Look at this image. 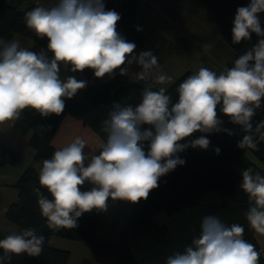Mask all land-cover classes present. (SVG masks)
<instances>
[{
  "label": "clouds",
  "instance_id": "obj_1",
  "mask_svg": "<svg viewBox=\"0 0 264 264\" xmlns=\"http://www.w3.org/2000/svg\"><path fill=\"white\" fill-rule=\"evenodd\" d=\"M261 13L264 0H250L237 8L232 43L250 41L253 33L258 40L231 68L217 74L200 67L179 84L175 103L165 87L158 91L145 87L141 102L135 106L114 102L102 122L105 138L98 141L95 150L86 154L87 141L76 137L43 161L39 185L47 189L51 199L40 188L33 191L49 228L75 229L79 217L93 210L106 211L109 200L131 204L147 200L162 176L185 164L178 153L189 147L207 150L210 146L204 135L182 141L196 132L234 134L222 127L218 107L231 123L241 126L244 135L237 147L259 151L252 118L264 99ZM120 20L115 10H106L104 0H57L51 7L36 6L27 11L26 27L49 42L47 50L36 53L21 47L19 40L0 38V125L16 121L25 109L42 117L61 115L65 98H73L88 83L75 76L62 78V67L72 73L91 69L95 78L112 79L117 73L128 76L135 63L141 68L134 73L137 81L170 82L172 77L160 70L159 58L151 51L135 54L136 44L117 30ZM202 47L207 51L210 46ZM260 127L264 122L255 131ZM214 151L218 155L220 149ZM241 177L239 187L250 205L246 220L264 237V175L249 167L241 171ZM86 182L93 187L82 191ZM244 231L240 224L229 226L216 215H206L199 235L183 251L169 255L165 264H259L261 253L243 238ZM44 243L45 237L34 228L12 232L0 240V262L10 264L12 255L22 253L38 257Z\"/></svg>",
  "mask_w": 264,
  "mask_h": 264
},
{
  "label": "trees",
  "instance_id": "obj_2",
  "mask_svg": "<svg viewBox=\"0 0 264 264\" xmlns=\"http://www.w3.org/2000/svg\"><path fill=\"white\" fill-rule=\"evenodd\" d=\"M207 6L215 17L222 40L239 55L257 43L258 37L253 33L250 41L240 44L232 43L233 21L237 8L246 6L250 0H197ZM106 10H115L121 15L117 24L122 36L136 46L146 43L142 30L137 31L136 0H104ZM38 5L31 4L24 10L0 0V38L11 40L14 35L30 39L41 47H47V37L41 39L26 27L24 16L27 11ZM261 27L264 28V13L260 14ZM89 80V85L80 97L65 98L64 112L57 115L42 117L38 112L25 109L19 119L12 122L13 127L21 134L28 135V144L34 150V162L21 174L14 187L18 197L6 211V218L14 223L19 233L27 228H34L37 234L45 237L43 251L40 256L32 257L24 253L23 264H66L69 251L57 249L49 244L52 235L80 242H90L98 255L113 256L117 264H165L166 258L183 249L200 233L202 218L206 215H216L226 225L234 223L244 227L243 238L255 245L261 253V247L256 240L255 232L249 226L245 213L249 208L247 195L240 189L241 174L232 169V164L241 160L246 151H250L264 165V140H260L255 129L260 123L261 115L256 111L252 118L253 132L259 140V151L239 149L237 144L244 133L241 126L230 122V118L218 111L222 127L231 130L229 136L225 132H196L182 143L206 136L210 141L207 150L189 147L178 153L186 162L178 166L159 181V187L151 191L147 200L136 203L133 211L114 241H106L94 237L93 231L100 214L97 210L84 213L77 220L75 229L49 228L47 219L41 215L34 188L49 196L47 189L39 185V171L45 159H50L54 153L52 139L56 130L66 115H71L94 130L100 137L102 122L114 102L131 104L141 102V93L145 87L158 91L160 87L167 89L166 94L172 102L178 101L176 91L179 84L194 72L185 71L172 85L166 87L154 82L146 84L139 81H122L118 73L114 78L105 76L102 79L94 77L91 69L82 72ZM264 100V99H263ZM148 127V126H144ZM219 148L217 155L214 151ZM148 144L145 142V151ZM20 158V151L0 142V165L15 164ZM242 170L249 167L264 175V168L243 159ZM259 264H264V256L260 255Z\"/></svg>",
  "mask_w": 264,
  "mask_h": 264
},
{
  "label": "rangeland",
  "instance_id": "obj_3",
  "mask_svg": "<svg viewBox=\"0 0 264 264\" xmlns=\"http://www.w3.org/2000/svg\"><path fill=\"white\" fill-rule=\"evenodd\" d=\"M3 1L22 10L31 4L51 7L57 2V0ZM137 2V23L146 36V43L143 46H136L135 54L151 51L159 58L160 70L172 77V80L165 84L166 87L172 85L187 70L196 72L200 67H206L219 74L226 67L231 68L235 59L240 56L222 40L210 9L197 0H137ZM205 44L210 46L207 51L202 47ZM142 83L146 84L147 81ZM257 112L261 115V122H264L263 99L262 106ZM256 134L258 137L264 135V127H260ZM247 153L248 151L241 160L231 166L238 174L242 171L241 161L250 155Z\"/></svg>",
  "mask_w": 264,
  "mask_h": 264
},
{
  "label": "crops",
  "instance_id": "obj_4",
  "mask_svg": "<svg viewBox=\"0 0 264 264\" xmlns=\"http://www.w3.org/2000/svg\"><path fill=\"white\" fill-rule=\"evenodd\" d=\"M137 3V22H138V2ZM139 25V24H138ZM118 32L121 34L120 29ZM122 35V34H121ZM11 40H19L21 47L28 48L29 50L39 53L41 49L47 50V47H41L33 43L30 39L14 35ZM51 57V53H48ZM141 71L138 65H131L128 76H122V81H137L134 73ZM61 77L75 76L77 80H86L87 86L78 90L74 97L81 96L89 85V80L82 72L72 73L61 68ZM153 82V79L147 82ZM142 82V81H139ZM165 86V85H164ZM262 118L260 120V123ZM259 123V124H260ZM76 137H81L87 141V146L84 149L86 154L90 153L93 149L97 148L98 141L101 140L99 135L90 127L83 124L79 119L71 115H66L59 124L56 133L52 139L54 151L58 148L66 146L71 143ZM29 134L21 135L14 127L12 122L0 125V142L5 143L20 151L19 160L12 165H0V240L4 239L6 235L15 232L19 233L18 227L6 218V211L8 207L17 200L18 191L14 187L15 183L23 173V171L34 162V150L28 144ZM95 154H99L98 152ZM247 160L253 162L259 167L264 168V165L248 151ZM87 166V162L85 164ZM93 187L90 183L86 182L82 187V191H88ZM135 204L125 201H108V208L106 211L99 212L100 218L96 224L93 235L96 238L106 241H114L120 235L124 228L128 217H130ZM256 240L261 247V253L264 256V237L255 233ZM50 246L67 250L70 253L66 264H117V260L113 256L98 255L95 252L94 245L90 242H80L61 238L57 235H52L49 239ZM0 256H3V249H0ZM24 253L20 255H12L10 264H23ZM3 264V262H0Z\"/></svg>",
  "mask_w": 264,
  "mask_h": 264
}]
</instances>
